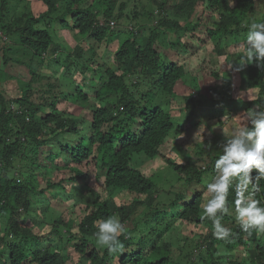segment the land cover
<instances>
[{
	"label": "trees",
	"instance_id": "1",
	"mask_svg": "<svg viewBox=\"0 0 264 264\" xmlns=\"http://www.w3.org/2000/svg\"><path fill=\"white\" fill-rule=\"evenodd\" d=\"M131 1L36 0L42 7L36 15L34 1L0 0V264H75L74 254L82 264H264V234L248 236L229 214L222 225L233 236L220 241L211 221L202 220L207 184L222 154L220 137L210 150L197 143L194 155L177 152L178 161L164 154L173 133L186 134V127L177 125V109L169 106L172 98H181L179 82L190 85L183 97L189 106H181L187 121L200 107L230 106L223 85L204 89L197 78L187 83L186 65L169 60L167 50L183 51L187 39L200 35L195 33L204 17L217 18L205 27L217 55L230 41L246 44L251 23H264V0L261 12L259 0H183L174 6L186 16L183 21L168 19L165 6L171 0L153 1L158 9L139 1L131 7ZM122 23L131 27L119 28ZM55 24L73 34L75 48L56 41ZM105 50L114 59L100 65ZM61 51L65 54L55 58ZM240 57L231 60L230 55L228 61L238 63ZM48 62L62 66L64 80L79 74L82 84L68 90L56 77L59 71L54 77L42 75ZM234 68L241 88L255 95L245 109H234L264 112V70L255 64ZM227 72H214L213 82L225 80ZM129 77H137V83L130 84ZM95 81L98 85L91 87ZM68 102L77 114L59 109ZM141 158L157 166L168 163L163 172L173 173L171 185L161 188L163 172L146 174L138 166ZM260 187L256 199L264 207V181ZM88 196L91 204L82 218L53 211L54 203L82 204ZM234 201L230 189L229 210ZM112 216L126 227L120 238L123 255H109L95 240L96 222ZM178 223L210 227L199 242L193 233L187 235L191 247L184 239V248L174 253L167 237ZM55 237L58 247L46 246ZM244 251L248 263L237 257Z\"/></svg>",
	"mask_w": 264,
	"mask_h": 264
},
{
	"label": "rangeland",
	"instance_id": "2",
	"mask_svg": "<svg viewBox=\"0 0 264 264\" xmlns=\"http://www.w3.org/2000/svg\"><path fill=\"white\" fill-rule=\"evenodd\" d=\"M30 2L34 1V11L36 12V15H39L42 11V7L40 4H37L36 0H28ZM128 1V0H124ZM131 1V0H129ZM139 1L140 3L144 4H151L154 8L158 9L159 5L157 3H153L155 0H132L130 6H134L135 3ZM157 2L163 3L165 0H156ZM183 2V0H171L169 3L166 4L165 8L167 10L166 15L168 14V19H174V20H180L183 21L186 16L182 13L176 12L174 10V6L180 5ZM155 4V5H154ZM263 7L262 0H259L258 5V11L261 12ZM198 9L201 10V6L198 7ZM261 15H258L260 17ZM257 15H255V18H258ZM217 20L216 17L203 18V24L202 26L196 31L197 38H189L187 39V44L183 48V51H178L177 49L170 48L167 50V55H169L167 58L171 61H174L176 63L185 64L186 65V71L189 73L186 77L187 83L192 82V78H197L200 86L204 85V89L208 88L209 86H222L223 85V96L225 97V100L229 103L230 100V106L226 109L221 108H211V107H200L198 114L194 115L193 117L188 118V113L185 109H182L181 106L185 105L186 107L189 106L188 98L187 100L183 97L188 96L190 92V85L185 84L184 82H179L177 86L178 95L181 97L180 99L172 98L169 101L170 108H176V122L179 123L177 125H183L186 127V134H183L181 136H177L175 133L172 134L170 137V141H168L169 146L164 150V154L166 157L171 159H177L176 154L177 152L184 153L183 155L188 154V152L195 154L197 151L196 144L202 143L205 145L206 149L210 150L212 148L211 144H213V141L217 139L219 136L220 139L224 143V136H230L231 132L235 128H239L242 126H245L246 116L247 114L245 112H241L242 110H236L234 107L238 105V107H244L248 101H251L254 99L255 95L253 92L247 91L242 89V79L240 78V75L238 74L237 70L233 68H229L228 65L230 64V61H228V56L231 55V60H233V55H236L238 58L239 56L243 55V48L242 43L235 44L232 41L229 42L228 46L225 48V53L223 55H217L215 53V47L212 42L209 40V35L205 31V27L213 25ZM128 28H130V25H126ZM126 26L123 25V23L119 26V28H126ZM56 30H58V40L56 41L63 42V45L67 49L69 48H75L77 45V42L73 36V34L64 31V29H61L59 24H55ZM196 40L195 41L193 40ZM186 42V41H185ZM206 45V49H204V46ZM86 45V52L88 53L91 46ZM103 53V60L100 65L103 63H109L110 61L113 62V55L114 53L110 51H102ZM60 54H65L63 51L58 52L54 57L58 58ZM165 55V53L163 54ZM64 58V57H63ZM62 66L56 63L48 62L41 68V74L45 76H52L54 77L56 71H59V75L56 77H60L61 81H64V87H66L68 90H75L77 85H81L83 82V77H81L79 74H76L73 79H70V76H66L64 80V74L61 72ZM105 68L101 66L99 68V71L104 74ZM24 72H26L25 69H23ZM216 71L221 72H227V77L224 79H218L217 81L214 80L213 82V73ZM224 78V77H223ZM137 77H129L130 84H136L137 83ZM92 84L91 87L97 86L98 82H90ZM205 83V84H204ZM149 84L146 85V87L149 89V87L153 86ZM202 91V90H201ZM65 101V100H63ZM62 101V102H63ZM185 107V108H186ZM59 109L61 111H64L69 114H77L78 108H76L75 104H72L71 102H68L65 104H60ZM222 111V112H221ZM240 111V112H239ZM84 112V111H83ZM239 112V113H238ZM228 116V119L224 120L225 116ZM82 116H85L86 118L89 117L88 111H85ZM235 118V119H234ZM186 121V122H185ZM222 143V142H221ZM205 149V150H206ZM207 152V150H206ZM196 158V157H195ZM198 159V157H197ZM154 161H148L144 158H141L138 161V166L148 175H160L163 171L165 172L167 170L168 163L162 162L159 166L154 164ZM163 172V178L164 180L160 183L161 188H165L168 185H171L173 180V173L168 171L167 173ZM179 185V183H175ZM96 187L100 185H94ZM183 190H185V187L181 186ZM206 203L210 199V197L205 195ZM127 202H129L130 198L125 199ZM62 204H53V211H55L57 214H63L64 217L68 218L69 216L76 217V215L80 216V218L84 217L85 215V208L86 205H90V199L88 196V199L83 202L82 204L77 202L76 200H70V201H63ZM205 203V205H206ZM79 204H81L79 206ZM55 214L48 215V223H52L55 221V217L57 216ZM204 214V212L202 211ZM230 214L233 216L235 215L234 210H230ZM56 215V216H55ZM210 225L204 224L200 227L191 225L190 228L186 227L183 223H178L176 226V230L172 232L167 238L170 241V243L173 245L174 253H178L179 249H183L185 245L184 239L188 240V244L185 245L187 247H191L190 239L186 236L190 235V233H193V239L196 242H199V240L202 239L203 235L207 233L209 230ZM53 246L58 247V240L55 237L53 240H49L46 243V246ZM218 248L220 250H225L226 248L222 245H219ZM192 251H197L193 249ZM201 252L200 250H198ZM198 252V253H199ZM243 252V251H242ZM185 253V252H184ZM184 253H182V257L184 256ZM196 253V255H198ZM237 253V252H236ZM234 253L233 255H235ZM246 251H244V255L240 252H238L237 257L244 263H248L249 259L247 260L245 255ZM243 256V257H242ZM74 260L73 262L75 264H82L81 261H79L78 254L73 255ZM250 258V257H249ZM194 260V257H193ZM239 261V260H238ZM72 263V261L70 262Z\"/></svg>",
	"mask_w": 264,
	"mask_h": 264
},
{
	"label": "clouds",
	"instance_id": "3",
	"mask_svg": "<svg viewBox=\"0 0 264 264\" xmlns=\"http://www.w3.org/2000/svg\"><path fill=\"white\" fill-rule=\"evenodd\" d=\"M243 55L238 63L229 64L231 69H239L255 64L264 70V23H251L246 44L242 45ZM37 64V63H36ZM41 72V69H40ZM229 117L226 115L225 119ZM235 119V118H234ZM246 125L232 130L230 136H224L219 145L221 155L215 162V177L207 184L210 197L204 205L202 220H210L215 239L230 242L233 233L222 225V219L230 214L228 197L230 189L235 192L234 210L241 230L248 236L253 232L264 234V207L256 195L261 191L264 181V112L249 109ZM98 228L95 240L98 246L106 248L109 255L124 254L120 238L126 231L119 218L109 217L96 222Z\"/></svg>",
	"mask_w": 264,
	"mask_h": 264
}]
</instances>
